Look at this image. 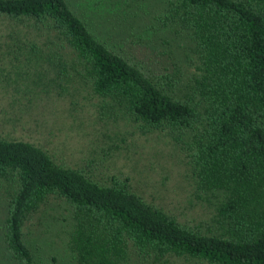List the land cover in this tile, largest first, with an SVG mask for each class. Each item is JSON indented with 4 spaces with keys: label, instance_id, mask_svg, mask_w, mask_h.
<instances>
[{
    "label": "trees",
    "instance_id": "obj_1",
    "mask_svg": "<svg viewBox=\"0 0 264 264\" xmlns=\"http://www.w3.org/2000/svg\"><path fill=\"white\" fill-rule=\"evenodd\" d=\"M130 7L121 43L69 0H0V19L46 35L57 94L79 83L114 118L163 133L207 217L179 221L114 161L72 166L0 135V264H264V0Z\"/></svg>",
    "mask_w": 264,
    "mask_h": 264
},
{
    "label": "rangeland",
    "instance_id": "obj_2",
    "mask_svg": "<svg viewBox=\"0 0 264 264\" xmlns=\"http://www.w3.org/2000/svg\"><path fill=\"white\" fill-rule=\"evenodd\" d=\"M69 1L104 41L121 43L137 28L130 7L133 0ZM144 37L150 39V32ZM52 47L41 30L0 19V135L30 142L72 166L90 153L98 156L93 166L99 171L103 159L114 161V172L133 178L150 201L165 206L179 221L205 219L208 209L194 195L183 154L163 133L144 134L128 121L114 118L98 107L84 85L76 83L66 94L48 86L54 69L45 54ZM56 215L61 213L49 209L44 221L54 222Z\"/></svg>",
    "mask_w": 264,
    "mask_h": 264
}]
</instances>
